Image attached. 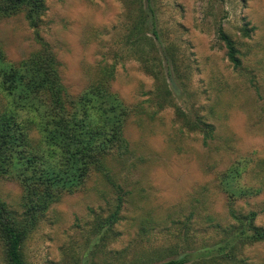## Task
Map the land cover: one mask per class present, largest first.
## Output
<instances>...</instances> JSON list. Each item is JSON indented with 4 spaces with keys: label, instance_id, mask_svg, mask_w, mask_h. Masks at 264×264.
<instances>
[{
    "label": "rangeland",
    "instance_id": "374dc122",
    "mask_svg": "<svg viewBox=\"0 0 264 264\" xmlns=\"http://www.w3.org/2000/svg\"><path fill=\"white\" fill-rule=\"evenodd\" d=\"M46 5L39 33L68 92L81 94L113 66L111 91L136 110L124 124L128 153L108 161L111 180L95 174L53 203L24 241L27 264H264V242L236 237L233 196L219 178L236 167V185L259 190L237 193L233 205L256 211L264 228V0ZM221 29L237 44L239 67ZM0 43L10 61L41 47L24 13L0 17ZM119 196V221L100 226ZM0 198L22 216L19 182L0 177ZM230 250L236 262L221 257Z\"/></svg>",
    "mask_w": 264,
    "mask_h": 264
},
{
    "label": "trees",
    "instance_id": "16d2710c",
    "mask_svg": "<svg viewBox=\"0 0 264 264\" xmlns=\"http://www.w3.org/2000/svg\"><path fill=\"white\" fill-rule=\"evenodd\" d=\"M46 2L0 0V17L24 13L41 43L38 50L19 61L8 60L0 43V177L20 183L24 208L18 217L0 198V240L7 264H27L22 249L25 239L64 194L83 189L98 173L111 180L108 161L128 153L124 124L136 110L111 91L113 66L102 67L96 81L81 94L68 92L55 52L39 33ZM220 34L230 61L239 67L236 42L222 29ZM205 127L210 136L213 127ZM239 176L236 167L225 172L219 177L222 187L233 197L259 192L236 185ZM233 197L229 210L237 223L233 230L239 242H264V228L255 222L257 212L239 213ZM122 207L119 196L114 208L98 224L111 229L119 221ZM221 257L228 262L237 261L233 250L223 252ZM185 263V258H179L159 264Z\"/></svg>",
    "mask_w": 264,
    "mask_h": 264
}]
</instances>
